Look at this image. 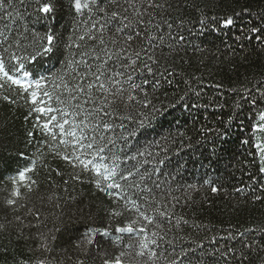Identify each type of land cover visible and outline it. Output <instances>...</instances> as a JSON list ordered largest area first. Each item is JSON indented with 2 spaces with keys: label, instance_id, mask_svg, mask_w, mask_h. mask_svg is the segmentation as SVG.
Wrapping results in <instances>:
<instances>
[{
  "label": "snow or ice",
  "instance_id": "1",
  "mask_svg": "<svg viewBox=\"0 0 264 264\" xmlns=\"http://www.w3.org/2000/svg\"><path fill=\"white\" fill-rule=\"evenodd\" d=\"M237 3L238 0H18V7L17 0H0V22H4L0 29V90L6 93L0 99L24 109L23 119L30 125L25 143H36V158L30 165L18 167L8 178L11 187L0 189L5 193L0 201V211L5 213L0 233L15 225L17 238L34 239L35 251L42 255H51L58 248L75 252L73 264H96L97 260L99 264H161L162 259L166 264H191L184 249L168 258L169 247L175 252L176 246L170 233L188 223L176 213L178 206H184L181 196L175 194L178 189L153 180V173L147 168L141 172L143 164L137 157L145 153L128 155L123 147L118 148V143L127 144L129 137L135 135V130L125 127V121L143 128L149 113L162 111L154 103L161 88L172 85L177 77L189 85L190 80L201 79L183 67L191 66V61L181 55L189 47L202 51L201 45L189 41L186 35L230 30L238 18L248 16L256 22L250 20L234 36L233 44L243 50L247 42L254 51L264 53V8L254 12L246 5L237 8ZM26 4L32 7L29 16L35 23L46 26L43 34L30 32L27 27L23 32L18 27L10 28L9 22L24 19ZM20 7H24L23 12ZM65 10L71 17L67 38L55 26L57 16ZM12 31L17 35L10 37L8 33ZM57 51L63 55L61 69L47 76L41 74L39 62ZM117 129L121 130L119 134ZM249 135L250 139L240 143L249 145L252 141L255 152L251 163L264 174V109L256 110ZM222 151L227 149L222 146ZM16 154L29 158L23 151ZM48 156L71 169L67 178L60 168L50 167ZM211 157L217 163L222 159L215 145ZM38 160L44 162L52 187L88 183L108 197V203L102 202L95 209L91 204L86 206L92 221L86 232H73L79 217L85 215V207H77L79 216L61 211L51 221L42 219L39 209L27 207V201L40 187ZM53 172L61 178L59 183L51 175ZM153 172L159 174V169L154 168ZM204 185L212 194H219L223 182L220 177L209 176L201 187ZM189 190L200 189L190 184L182 194ZM46 199L53 202L51 195ZM187 199L190 204L195 203L190 196ZM54 206L59 207V203ZM22 208L36 223L25 224L19 214ZM9 212L12 219H8ZM24 228H35L36 235L25 236ZM255 231L264 232V227L245 228L239 235ZM226 238L236 239L231 234ZM240 243V264L245 259L251 264L245 249L254 250L252 242ZM220 256L227 259L223 251ZM261 261L264 264V258ZM34 264L53 261L45 257Z\"/></svg>",
  "mask_w": 264,
  "mask_h": 264
},
{
  "label": "trees",
  "instance_id": "2",
  "mask_svg": "<svg viewBox=\"0 0 264 264\" xmlns=\"http://www.w3.org/2000/svg\"><path fill=\"white\" fill-rule=\"evenodd\" d=\"M245 5L258 12L264 8V0H238L236 7ZM17 6L19 7L18 0ZM24 7H20L21 12ZM29 13H32V7H27L23 20L9 22L10 28L18 27L23 32L27 27L30 32L43 34L46 26L35 23ZM250 20L256 22L253 18L244 16L238 18L236 25L230 30L206 32L195 37L186 35L189 41L200 44L202 51L189 47L187 53L181 55L191 61V66L183 67L185 71L195 73L201 79L190 80L189 85L177 77L172 85L161 88L157 94L159 98L154 103L162 111L149 113V119L143 128L136 123L124 122L126 128L135 130V135L129 137L127 144L120 141L118 148L123 147L128 155L144 152L143 157H137L143 164L141 172L147 168L153 173V180L167 182L172 188L178 189L175 194L181 196V205H184L178 206L176 213L183 215L188 223L181 224L170 233V236L175 237L176 246L175 252L169 247V259L184 249L188 252L191 264H240L238 258L243 247L240 242L251 241L254 250L245 249L249 252L251 264H262L264 232L239 235L245 228L264 227V174L258 171V166L251 163L254 159L252 153L255 152L251 147L252 141L250 140L249 145L240 143L242 139H250V126L256 110L264 109V53L254 51L251 46H247V42L243 50L239 44H233L234 36ZM55 26L57 32H63L67 38L71 30V17L66 14V10L57 16ZM3 28L4 22H0V29ZM8 34L10 37L17 35L15 31ZM62 60L63 55L59 51L44 57L38 64L39 72L46 76L58 72L62 67ZM214 84H220L221 87H213ZM5 94L0 90V97ZM181 96L184 97L183 100L180 99ZM253 100L256 101L255 104L252 103ZM23 116V108L0 99V189L5 188V185L11 187L8 178L16 173L18 167L30 165L31 160L36 158V143H25V132L30 125ZM120 131L117 129V134ZM39 138L37 133V140ZM213 145L222 155L218 163L211 157ZM222 146L227 149L226 152L222 151ZM19 151L25 152L29 158L22 159L16 154ZM160 160L164 163L160 164ZM43 163L41 160L37 161L40 187L27 201V207L39 209L42 219L47 218L49 221L61 211L79 216L77 207H85V215L79 217L78 223L73 226V232L74 235L86 232L92 224L86 214V206L91 204L95 209L102 202L108 203V197L97 192L88 183L73 182L67 186L60 183L59 187H52ZM47 163L51 168L64 171V178L71 171L63 161L51 156H48ZM154 168L159 169V174L153 172ZM51 175L56 182L61 181L60 177H55L54 172ZM209 176L222 179L223 187L219 194H212L208 185L201 187L203 180ZM190 184L200 190H189L182 194V190ZM236 188L243 191L237 193ZM4 195V192H0V201ZM49 195L53 196L52 203L46 199ZM258 195L262 197L259 201L255 199ZM188 196L195 203L190 204ZM40 197L45 199L41 201ZM55 203H59V207H55ZM19 214L24 218L25 224L29 221L36 223L33 216L26 214L25 209H20ZM7 215L8 219H12L11 212ZM4 217L5 213L0 211V221H4ZM48 227L51 228L52 224L49 223ZM229 234L236 239H227ZM17 235L15 225L0 233V264H21V261L24 264H34L37 259L45 257L52 260L53 264H73L75 260V252L60 248L51 255H42L35 251L34 239H18ZM24 235L35 236L36 229L24 228ZM229 248L234 251L229 252ZM221 251L226 254L227 259L220 256ZM96 264H99L98 260ZM161 264L166 262L162 259ZM243 264L250 262L245 259Z\"/></svg>",
  "mask_w": 264,
  "mask_h": 264
}]
</instances>
